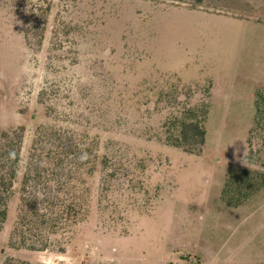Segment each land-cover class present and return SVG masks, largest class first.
I'll list each match as a JSON object with an SVG mask.
<instances>
[{"label":"rangeland","instance_id":"1","mask_svg":"<svg viewBox=\"0 0 264 264\" xmlns=\"http://www.w3.org/2000/svg\"><path fill=\"white\" fill-rule=\"evenodd\" d=\"M5 1L0 132L22 150L0 264H264V187L222 196L239 167L264 172V0ZM33 8L50 10L39 32ZM204 102L203 150L168 144L172 112ZM34 145L58 151L46 173ZM26 175L37 250L11 241ZM63 197L88 214L51 234Z\"/></svg>","mask_w":264,"mask_h":264},{"label":"trees","instance_id":"2","mask_svg":"<svg viewBox=\"0 0 264 264\" xmlns=\"http://www.w3.org/2000/svg\"><path fill=\"white\" fill-rule=\"evenodd\" d=\"M7 2L0 0V6ZM19 3V1H17ZM48 9L38 11L37 9H29L27 14L30 22V31L39 32L41 23L45 20L49 12ZM185 91V90H184ZM191 89L188 88V92L191 93ZM179 95L178 90L174 91L171 95H166L167 98H175L177 100ZM262 98H260L261 100ZM258 100L257 111L258 114L262 112ZM210 106L207 102L202 103L199 106H183L172 112V117L164 122V127L167 129V142L171 146L182 149L188 153H199L203 150L206 143V122L209 115ZM261 117V116H260ZM258 120V119H257ZM260 124V122H258ZM81 141V140H80ZM45 142V136L41 135L39 143ZM81 143H83L81 141ZM22 150V136L18 131L13 132H0V228L6 222L9 214V203L15 196L16 181L19 176V164L21 161ZM37 153L42 160V173L49 171L48 159L51 157L56 158L58 151L56 147L46 148V150L38 148L36 145L32 148V155ZM111 157L109 155L101 156V164L103 167L109 165ZM118 165H121L118 162ZM114 167L117 164L114 163ZM111 175L115 177L119 172ZM28 182V176H24L21 183L20 193L22 204L24 209L18 218L17 226L14 229L12 236V245H20L30 250H37L33 238L30 234L39 220L42 219L40 214L39 205L31 202L25 196L26 185ZM264 187V172L256 171L249 168L239 167L228 175L226 187L223 189V194L227 198L226 194L232 196H238L237 193H244L251 195L254 192ZM233 200V198H230ZM234 201V200H233ZM238 202V201H235ZM240 202L233 205L237 206ZM21 204V205H22ZM52 212H55L53 217L44 215L43 218L47 224L49 233L57 234L58 230H63V234L68 233L74 226L87 217V210H84V205H78L74 199H67L65 197L59 198L57 202L50 204L48 207ZM49 239V238H48ZM40 241V240H38ZM37 241V242H38ZM44 241V240H42ZM48 241L42 242L41 249H47ZM4 264H33L27 261H20L16 263L13 259H7Z\"/></svg>","mask_w":264,"mask_h":264}]
</instances>
